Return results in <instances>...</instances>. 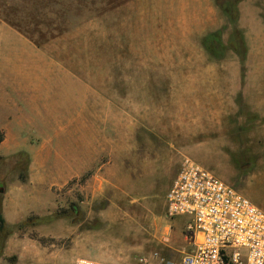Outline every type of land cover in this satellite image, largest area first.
Returning <instances> with one entry per match:
<instances>
[{"label":"rangeland","instance_id":"1","mask_svg":"<svg viewBox=\"0 0 264 264\" xmlns=\"http://www.w3.org/2000/svg\"><path fill=\"white\" fill-rule=\"evenodd\" d=\"M127 1L49 0L48 15L45 7L42 13L34 5L23 10L26 15L18 17V24L41 36L48 23L50 39L81 26V36L70 46L73 56L81 55L87 52L83 41L104 39L106 27H117V8ZM255 1L264 17V0ZM91 23L99 29L90 31ZM99 43L101 50L90 54L106 60V40ZM53 50L63 53L58 45ZM31 65L29 56L11 66L0 63V202L6 221L0 225V264H75L79 258L133 261L154 250L179 256L188 249L186 217L167 215L166 194L186 157L264 210V158L256 153L264 150V143L242 134V128L227 136L237 144L222 145L216 135L206 133L208 128L187 125L191 121L185 111L177 119L180 110L169 94L147 95L144 110H137L132 99L138 96L131 95V109L112 115L97 112L93 106L101 96L91 95L92 106L81 110L74 94L61 99L59 80L63 75L71 78V73L51 59L43 87L49 101L11 104L21 99L16 75L30 71ZM79 114L89 120L98 114L99 125H58ZM233 145L244 151H232Z\"/></svg>","mask_w":264,"mask_h":264},{"label":"crops","instance_id":"2","mask_svg":"<svg viewBox=\"0 0 264 264\" xmlns=\"http://www.w3.org/2000/svg\"><path fill=\"white\" fill-rule=\"evenodd\" d=\"M34 5L42 13L45 7L49 14V0H0V63L11 66L29 56L32 64L30 71L16 75L21 99L11 104L49 101V92L43 87L51 59L70 69L71 78L63 75L59 80L63 83L61 99L74 94L81 101L77 103L81 110L92 106L88 102L91 95L101 96L93 106L97 112L112 115L116 110L131 109V95L138 96L132 99L137 101V110H144L147 95L169 94L180 110L177 119L185 111V118L191 121L187 125L208 128L206 133L216 135L222 145L237 144L227 138L237 128L264 143V17L255 0L239 3L236 26L243 41L234 37L235 25L229 23L216 0H128L117 8L121 14L117 27H106L104 39L83 41L87 52L74 56L70 46L83 28H69L63 37L50 39L47 23L42 29L46 34L35 36L27 25L18 24V17L26 15L23 10ZM96 28V23L88 26L90 31ZM105 40L106 60H99L98 54H91L101 50L99 42ZM57 45L63 47V53L55 54ZM94 116L89 120L79 114L58 125L98 126L99 115ZM242 148L233 145L232 151H244ZM256 153L264 158V150Z\"/></svg>","mask_w":264,"mask_h":264},{"label":"built area","instance_id":"3","mask_svg":"<svg viewBox=\"0 0 264 264\" xmlns=\"http://www.w3.org/2000/svg\"><path fill=\"white\" fill-rule=\"evenodd\" d=\"M166 201L168 216L186 217L189 247L179 256L154 250L133 261L79 258L75 264H264V210L208 168L186 157Z\"/></svg>","mask_w":264,"mask_h":264},{"label":"trees","instance_id":"4","mask_svg":"<svg viewBox=\"0 0 264 264\" xmlns=\"http://www.w3.org/2000/svg\"><path fill=\"white\" fill-rule=\"evenodd\" d=\"M239 1L240 0H216V3L221 8V10L229 17L230 21L234 23V37L243 41L242 32L236 26L238 20L237 4ZM5 222L6 221L3 215L2 203L0 202V225L3 226Z\"/></svg>","mask_w":264,"mask_h":264}]
</instances>
